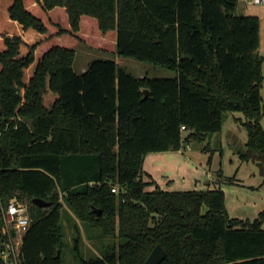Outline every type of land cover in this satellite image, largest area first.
Returning a JSON list of instances; mask_svg holds the SVG:
<instances>
[{
	"label": "trees",
	"instance_id": "1",
	"mask_svg": "<svg viewBox=\"0 0 264 264\" xmlns=\"http://www.w3.org/2000/svg\"><path fill=\"white\" fill-rule=\"evenodd\" d=\"M238 2L0 0V229L9 200L24 199L23 264H64L63 203L112 239L80 264H146L156 245L159 264H264V210L252 222L228 215L221 184L232 177L220 169L205 190H148L143 170L148 153L204 143L240 112L239 157L264 183L260 19L237 14ZM78 41L110 58L75 72ZM122 58L174 76L137 78Z\"/></svg>",
	"mask_w": 264,
	"mask_h": 264
},
{
	"label": "rangeland",
	"instance_id": "2",
	"mask_svg": "<svg viewBox=\"0 0 264 264\" xmlns=\"http://www.w3.org/2000/svg\"><path fill=\"white\" fill-rule=\"evenodd\" d=\"M236 13L259 17L258 52L264 58V0L261 4H249L247 0H239ZM73 48L76 52L73 68L77 73H81L80 71L84 66L87 67L90 61L110 57L108 54L86 47L79 41L74 44ZM120 66L137 78L145 75L151 78L174 76V73L166 68L130 58H122ZM262 70L264 76V60ZM261 96L264 128V80ZM238 118L244 120L240 112L227 113L221 131L210 134L204 143H191L180 151L149 153L145 160V169L150 173L153 184L147 189L153 190L157 186L169 191L205 190L214 187L210 183L216 182V172L221 169L224 176L232 177L235 182L234 184H221L228 215L242 221L252 222L258 213L264 210V183H262L257 165L251 161H243L239 157L238 153L244 150L247 135L241 122L237 121ZM144 178L148 179L146 176ZM59 201L63 202L61 195ZM25 203L28 207V203L26 201ZM63 205L69 216L71 215L70 221L68 216L64 217V243L67 246L63 253L64 264H80L81 259L100 256L102 248L112 239L100 236L98 231L89 229L71 209L64 203ZM74 224L79 228L80 244L79 250L72 253L73 238L76 235ZM114 242L119 243L118 240Z\"/></svg>",
	"mask_w": 264,
	"mask_h": 264
},
{
	"label": "built area",
	"instance_id": "3",
	"mask_svg": "<svg viewBox=\"0 0 264 264\" xmlns=\"http://www.w3.org/2000/svg\"><path fill=\"white\" fill-rule=\"evenodd\" d=\"M247 2L249 4H261L263 0H247ZM112 192L119 193V188L117 186L113 187ZM31 223L32 217L25 201L17 196L12 197L7 207L2 209L0 264H23V237Z\"/></svg>",
	"mask_w": 264,
	"mask_h": 264
},
{
	"label": "water",
	"instance_id": "4",
	"mask_svg": "<svg viewBox=\"0 0 264 264\" xmlns=\"http://www.w3.org/2000/svg\"><path fill=\"white\" fill-rule=\"evenodd\" d=\"M143 93H144V97H146L147 96V89H144ZM54 193H57V191H55ZM32 203L41 207V208L50 207L52 205V202L45 201V200L40 199V198H34L32 200ZM97 212H99V211H97ZM166 255H167L166 251L160 245H156L154 247V249L152 250V252L149 254L145 263L146 264H159L160 262H162L165 259Z\"/></svg>",
	"mask_w": 264,
	"mask_h": 264
},
{
	"label": "crops",
	"instance_id": "5",
	"mask_svg": "<svg viewBox=\"0 0 264 264\" xmlns=\"http://www.w3.org/2000/svg\"><path fill=\"white\" fill-rule=\"evenodd\" d=\"M110 58V57H109ZM86 69H87V67L86 66H84L83 67V69H82V71H80L81 73L82 72H85L86 71ZM182 150V149H181ZM180 151V150H179ZM149 154V153H148ZM148 154L145 156V159H144V163H143V170L145 171V172H147L148 174H150L149 172H148V170H146L145 169V160H146V158H147V156H148ZM211 179V178H210Z\"/></svg>",
	"mask_w": 264,
	"mask_h": 264
}]
</instances>
